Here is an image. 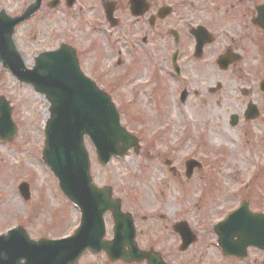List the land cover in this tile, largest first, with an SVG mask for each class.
I'll return each instance as SVG.
<instances>
[{"label": "rangeland", "instance_id": "obj_1", "mask_svg": "<svg viewBox=\"0 0 264 264\" xmlns=\"http://www.w3.org/2000/svg\"><path fill=\"white\" fill-rule=\"evenodd\" d=\"M5 1L10 3L6 11L15 14L11 4L18 0ZM43 1L46 16L40 15L41 21L34 27L37 38L31 40L30 24L19 33L24 48L38 44L41 49L61 44L73 47L84 75L110 96L120 124L139 140L137 152L131 148L124 158H112L108 165L100 166L93 147L84 139L92 184L111 188L113 198L121 200L122 212L132 214L139 249L160 254L166 264H236L221 255L211 228L243 200L249 201L252 212L264 213V123L239 122L230 127L228 117L239 111L218 97L201 96L179 104L176 90L180 87L175 89L161 68L154 75L149 64L146 70L144 52L132 50L127 0H118L122 4L117 13L120 25L113 30L100 18L99 0H77L71 11L65 0L54 11L47 6L51 0ZM153 3L155 8L175 6L185 25L188 20L203 21L193 10L199 0ZM136 52H141V63L134 59ZM31 56L25 60L28 69L33 65ZM230 91L225 90L223 98L231 100ZM0 96L9 103L17 127L11 143L0 142V234L18 222L35 241L70 236L78 225L79 212L62 195L42 161L46 101L4 70H0ZM189 159L208 165L199 173L203 180L195 176L189 185L169 180L165 161H177L180 171V165ZM256 172L259 176L253 179ZM19 182L29 187L26 202L16 195ZM104 217V240H110L112 219L109 213ZM182 221L197 237L184 252L179 251L180 242L171 232L172 225ZM77 264L123 263L109 262L103 252H87Z\"/></svg>", "mask_w": 264, "mask_h": 264}, {"label": "water", "instance_id": "obj_2", "mask_svg": "<svg viewBox=\"0 0 264 264\" xmlns=\"http://www.w3.org/2000/svg\"><path fill=\"white\" fill-rule=\"evenodd\" d=\"M58 3L53 0L50 8ZM73 3L74 0H67L66 6L69 8ZM39 7L40 0H36L24 16L8 23L0 19V59L19 82L31 85L49 104L42 160L56 178L62 194L79 209L80 224L71 237L56 241L34 242L22 229L9 231L0 236V264L21 261L23 264H75L87 250L104 251L110 261L146 260L147 264H164L158 254L138 251L130 216L121 214L120 202L111 199L109 188H96L91 182L85 137L93 145L102 166L112 157L123 158L130 148L138 151V141L120 126L119 115L109 96L80 72L75 51L67 46L40 54L31 70L25 69L17 55L8 54L11 41L6 39V33H11L15 25ZM143 12L136 10L135 15ZM111 13V10L106 13L108 20ZM167 13L162 10L159 16ZM15 135L8 103L0 98V140L10 142ZM186 165L191 169L194 162L188 161ZM19 190L28 200V186L22 184ZM107 211H111L114 221L113 239L104 242L103 216ZM175 231L181 237L180 250H186L194 237L183 223L175 225ZM214 232L225 256L243 257L247 247L264 249V215L250 212L248 202L215 226Z\"/></svg>", "mask_w": 264, "mask_h": 264}, {"label": "flooded vegetation", "instance_id": "obj_3", "mask_svg": "<svg viewBox=\"0 0 264 264\" xmlns=\"http://www.w3.org/2000/svg\"><path fill=\"white\" fill-rule=\"evenodd\" d=\"M31 3L32 0L12 3L16 13L10 14L6 11L10 3L0 0V13L11 18L19 17ZM199 3L193 10L203 21L197 18L196 23L188 20L185 25L176 15L177 9L173 5L155 8L153 0H127L130 18L127 27L132 50L144 52L148 62L146 70L149 64L154 75L161 68V72L173 81V87H180L176 90L180 96L179 104L201 96L206 99L218 97L222 102H230L239 111L228 117L230 127L235 128L239 122L245 125L264 123V15L260 14L264 0H199ZM99 6L102 22L111 27L105 19V9L109 6L116 19L115 28H119L117 13L122 8L121 2L99 0ZM129 7L133 14L139 9L144 12L140 17L132 16ZM164 7H169V13L160 18L159 10ZM45 11L46 8L44 11L40 8L13 30V45L24 63L28 55H32L34 60L41 51L47 50L41 49L40 44L25 49L24 38H19L20 31L29 24V34L34 33L31 40L37 38L34 27L40 23V15L46 16ZM198 44H202L199 49ZM140 54L136 52L134 58L139 59L138 63L142 60L138 58ZM120 64L121 61L118 66ZM227 89L231 90L229 94L234 95L231 100L223 98ZM249 108L252 113L247 112ZM176 162L172 164V161H165L169 180L183 182L184 185H189L188 182L195 176H198L199 181L203 180L199 173L208 165L201 162L189 169L184 162L178 171L179 164ZM230 261L236 264H264V251L250 248L244 259L230 258Z\"/></svg>", "mask_w": 264, "mask_h": 264}, {"label": "bare ground", "instance_id": "obj_4", "mask_svg": "<svg viewBox=\"0 0 264 264\" xmlns=\"http://www.w3.org/2000/svg\"><path fill=\"white\" fill-rule=\"evenodd\" d=\"M46 107H48V104L46 102H44V108H45V110L42 111V116H43L44 119L47 117Z\"/></svg>", "mask_w": 264, "mask_h": 264}]
</instances>
